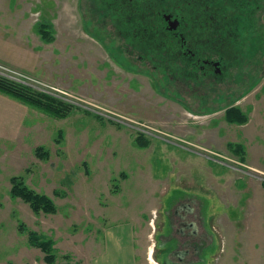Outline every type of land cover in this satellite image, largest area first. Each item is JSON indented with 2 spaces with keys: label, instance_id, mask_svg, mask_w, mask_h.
Wrapping results in <instances>:
<instances>
[{
  "label": "rangeland",
  "instance_id": "rangeland-1",
  "mask_svg": "<svg viewBox=\"0 0 264 264\" xmlns=\"http://www.w3.org/2000/svg\"><path fill=\"white\" fill-rule=\"evenodd\" d=\"M107 1L0 0V78L58 107L73 105L51 116L0 92L13 111L0 108L8 111V133L0 129V264H49L34 238L49 241L51 264H80L66 252L94 248L95 235L125 223L138 228L137 264H164L167 217L177 205L211 204L215 191L228 192L241 202L228 210L245 217L247 197L264 198V165L251 169L242 149L263 135L264 0H220L213 17L230 44L221 54L227 74L203 77L200 63L176 80L169 77L185 71L186 59L134 42ZM214 49L201 56L217 60ZM219 151H236V160L220 162L239 171L214 162ZM19 184L50 198L56 213L33 212L12 191ZM210 212L203 205L207 228Z\"/></svg>",
  "mask_w": 264,
  "mask_h": 264
},
{
  "label": "crops",
  "instance_id": "crops-1",
  "mask_svg": "<svg viewBox=\"0 0 264 264\" xmlns=\"http://www.w3.org/2000/svg\"><path fill=\"white\" fill-rule=\"evenodd\" d=\"M2 96L6 97L4 94ZM239 101L242 100L240 99ZM234 105H238V102ZM5 107H8V111H11V114L13 113L10 110V105L0 103L1 109ZM8 111H2L3 114H0V129L4 128L5 133H8L5 127L6 123H8L6 116ZM241 126H245V124H241ZM261 127L263 132L261 142L257 144L256 141H252L251 144L248 143V145L244 144L242 146L245 163L251 169H262L264 165V123H261ZM245 133L248 134V131ZM244 141L246 140L244 139ZM234 146L238 149L236 142ZM235 152H230L231 155L220 151L215 152L213 161L231 171H239L235 166L220 162L221 159L236 160ZM190 153L201 159L206 158L207 161H212L211 158L201 153ZM240 172H242V169ZM202 184L206 185V181ZM213 194L214 200H211V204L205 199L203 204L199 198L183 202L184 205L191 209L187 216L191 227L182 226L177 230L173 223V213L168 215V228L166 231L168 237L164 236L163 238L171 243L168 245L171 247L169 253H173L179 241H190L194 246L189 247L188 255L183 258L181 264H264V198L259 200L248 196L246 202L248 201L251 204V211L257 208V214L249 215L250 211L248 215L241 217L228 210L230 208L236 209L241 203H237V199L232 200L231 195L233 193H217L215 191ZM204 197L208 198V195L205 194ZM233 201L236 204H233ZM246 202L243 206H245ZM203 205L208 212H213L209 213L208 226L210 224L211 227L209 226L208 228L205 226L207 223L206 219L201 216ZM220 208L224 209L225 212L220 211ZM227 210L228 212H226ZM137 229V226L126 223L107 228L98 238L95 235L94 240L98 241L96 243L97 247L66 253H70L74 261L80 264H137L139 258L135 239ZM171 232L175 235L173 238H171ZM211 257L212 261L210 260Z\"/></svg>",
  "mask_w": 264,
  "mask_h": 264
},
{
  "label": "flooded vegetation",
  "instance_id": "flooded-vegetation-1",
  "mask_svg": "<svg viewBox=\"0 0 264 264\" xmlns=\"http://www.w3.org/2000/svg\"><path fill=\"white\" fill-rule=\"evenodd\" d=\"M111 1L113 9L117 12L114 15L124 16L122 20L127 24V27L123 28L120 23L118 30L132 32L134 35L133 41L136 43L140 42L139 39H141L145 40L147 46L153 45L154 48L163 45L168 57L173 53L175 56L181 54L179 58L186 59L184 61L185 71L177 70L175 78L169 77L170 80L180 79L184 75L188 77L189 68L195 69L200 63H202V66L196 69L202 72L203 77L207 73L215 76L227 74V64L221 54L225 53L227 55V52L230 51L228 49L230 44L228 45V39L225 40L221 37L224 35H221L220 29L217 27L218 19L215 20L213 17V14L217 17L219 15L221 10L220 0H135V5H133L134 0H110L109 3ZM125 3L129 7L124 6ZM176 9H178V12L175 11ZM133 11L138 19L130 24L128 14L133 15ZM189 16H192V19H189ZM174 23H176L175 27H173ZM180 30H182L181 33ZM154 33L159 36L155 37ZM162 35H164V40L161 39ZM217 39L221 42V45L218 44ZM224 43L227 47L224 46ZM139 44L143 43L140 42ZM210 44L211 48H216L214 50L220 54V56H217V60L206 55L201 56V53H205L204 50L207 46L210 48ZM157 69L166 70L167 68H161L160 64L156 63L155 70ZM191 76L198 77V74L195 75L193 72ZM187 211L191 212L187 205L179 204L175 207L173 223L177 230L182 226L191 227ZM190 246H194L190 241H179L173 253L167 254L164 264H181L183 258L188 255L187 252Z\"/></svg>",
  "mask_w": 264,
  "mask_h": 264
},
{
  "label": "trees",
  "instance_id": "trees-1",
  "mask_svg": "<svg viewBox=\"0 0 264 264\" xmlns=\"http://www.w3.org/2000/svg\"><path fill=\"white\" fill-rule=\"evenodd\" d=\"M30 89H24L22 87H19L17 85H14L13 83L9 82L8 80L0 78V92L16 98L20 101H23L25 103L31 104L37 109L42 110L43 112L47 113L51 116H60L64 117L66 116V113L69 109L73 107H69L67 104H62L59 107L55 105L54 101L50 99L49 97H46L45 95L41 94H34L29 91ZM41 152H38L37 155L44 159L47 154H45L44 150L41 148ZM12 191L15 195L19 196L23 201L30 204L31 208L33 209V212H43V213H49V214H55L56 213V206L53 203V201L48 198L46 195H39L35 192L23 188L20 184L13 185ZM34 244L39 247L42 253L45 254L46 259L49 264L54 262V257L50 253V243L49 241H44L39 238L33 239ZM47 254V255H46ZM68 264V263H67Z\"/></svg>",
  "mask_w": 264,
  "mask_h": 264
},
{
  "label": "bare ground",
  "instance_id": "bare-ground-1",
  "mask_svg": "<svg viewBox=\"0 0 264 264\" xmlns=\"http://www.w3.org/2000/svg\"><path fill=\"white\" fill-rule=\"evenodd\" d=\"M248 43V42H247ZM240 47V46H239ZM205 48V47H204ZM262 48V47H261ZM260 48V49H261ZM244 49V48H243ZM245 52V51H244ZM244 52H243V54H244ZM263 52V51H262ZM242 57V56H241ZM245 58V57H244ZM249 59V58H248ZM223 80V79H222ZM168 87V86H167ZM237 87V86H236ZM204 92H205V90H204ZM161 94V93H160ZM201 108V107H200Z\"/></svg>",
  "mask_w": 264,
  "mask_h": 264
},
{
  "label": "water",
  "instance_id": "water-1",
  "mask_svg": "<svg viewBox=\"0 0 264 264\" xmlns=\"http://www.w3.org/2000/svg\"><path fill=\"white\" fill-rule=\"evenodd\" d=\"M175 26H176V23L173 24V27H175Z\"/></svg>",
  "mask_w": 264,
  "mask_h": 264
}]
</instances>
